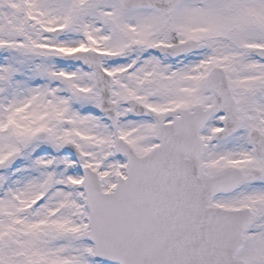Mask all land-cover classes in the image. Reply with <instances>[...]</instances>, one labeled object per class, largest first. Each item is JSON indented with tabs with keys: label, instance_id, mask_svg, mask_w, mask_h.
Listing matches in <instances>:
<instances>
[{
	"label": "snow or ice",
	"instance_id": "obj_1",
	"mask_svg": "<svg viewBox=\"0 0 264 264\" xmlns=\"http://www.w3.org/2000/svg\"><path fill=\"white\" fill-rule=\"evenodd\" d=\"M0 264H264V0H0Z\"/></svg>",
	"mask_w": 264,
	"mask_h": 264
}]
</instances>
